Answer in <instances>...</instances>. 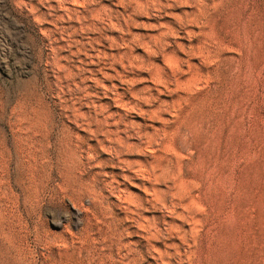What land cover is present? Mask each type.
<instances>
[{"label": "rangeland", "instance_id": "rangeland-1", "mask_svg": "<svg viewBox=\"0 0 264 264\" xmlns=\"http://www.w3.org/2000/svg\"><path fill=\"white\" fill-rule=\"evenodd\" d=\"M0 264H264V0H0Z\"/></svg>", "mask_w": 264, "mask_h": 264}]
</instances>
